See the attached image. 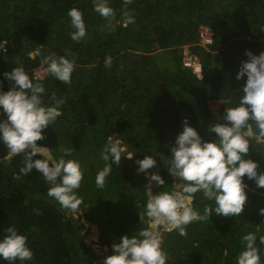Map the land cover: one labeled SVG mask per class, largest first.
<instances>
[{"label": "trees", "instance_id": "1", "mask_svg": "<svg viewBox=\"0 0 264 264\" xmlns=\"http://www.w3.org/2000/svg\"><path fill=\"white\" fill-rule=\"evenodd\" d=\"M111 6L116 17L109 24L93 11L92 0H0V42H6L0 74L23 65L34 82L44 84L46 101L52 93L64 97L63 114L37 143L55 148L57 156L61 148L72 146V158L84 170L77 190L82 204L75 211L63 208L47 195L49 186L35 169L16 179L24 156L9 157L0 144V235L14 225L27 237L33 258L26 264H100L83 236L77 211L90 227L97 226L106 256L121 235L144 227L138 214L148 180L137 172L135 161L144 154L155 156L157 164L147 171L159 172L171 187L173 178L166 172L169 146L184 119L202 138L213 139L209 124L222 122L224 111L242 94L246 76L237 80L236 72L248 59L247 50L256 55L264 51V0H132L127 6L123 0H111ZM73 7L84 12L86 36L80 41L69 35L75 31L67 15ZM124 10L135 16L127 27L118 23ZM201 25L212 31L206 48L198 44ZM184 46L197 57L201 78L183 63ZM37 47L41 55L29 58V50ZM53 53L76 61L70 84L49 73L34 76L36 68H46L41 61ZM109 55L112 66L106 68ZM11 86L12 81L0 75L1 91ZM210 93L226 95L215 117L205 105ZM109 135H118L135 153L113 165L105 186L98 188L95 175L104 165L100 152ZM250 143L248 156L264 169V143L254 136ZM246 183L247 201L240 216L213 212L207 220L187 225L184 236L163 234L166 264H235L242 232L264 226L258 211L264 208V188ZM152 190L158 191L154 185ZM193 204L202 212L213 201L197 193Z\"/></svg>", "mask_w": 264, "mask_h": 264}, {"label": "clouds", "instance_id": "2", "mask_svg": "<svg viewBox=\"0 0 264 264\" xmlns=\"http://www.w3.org/2000/svg\"><path fill=\"white\" fill-rule=\"evenodd\" d=\"M123 3L127 6L132 0H123ZM92 5L93 11L109 24L115 19L116 11L111 6V0H92ZM67 15L75 29L69 33L70 37L80 41L86 36L84 12L73 7ZM118 23L127 27L135 23V16L131 11L124 10ZM5 44V41L0 42V52L6 51ZM246 53L248 59L241 62L236 72L237 80L246 76L240 89L242 94L234 106L224 111L222 122L209 124L208 131L214 134V138L205 140L187 118L184 119L182 131L169 146L171 159L166 172L173 178L171 187L159 172L147 171L157 164L155 156L144 154L142 159L135 161L137 172L145 173L148 180L144 207L138 214L139 223L145 226L130 235H121L119 242L111 245V254L104 257L103 264H166L169 256L162 246L164 233L175 231L184 236L187 225L205 221L213 212L224 217L240 216L247 201L246 180L254 181L257 188H264V169L248 156L253 136L257 143H264V51L258 55L248 50ZM39 55L40 47L28 52L31 59ZM41 63L46 64L43 71L64 84L71 83L76 66L74 59L53 53ZM104 65L106 68L112 66L110 55L105 57ZM0 75L12 81L8 90L0 91V113H3L0 117V144L8 149L9 157L24 156L16 179L35 169L49 186V197L63 208L77 210L82 204L77 190L81 186L84 170L81 162L72 158L74 148H61V155L57 156L55 148L37 143L44 139V130L54 125L63 114L64 97L52 93L46 101L44 84L34 82L35 78L23 65ZM134 153L118 135H109L100 152L104 165L95 175L96 186L103 188L112 166L121 165L122 157L132 159ZM37 156L39 158L34 159ZM153 185L158 191H152ZM197 193L202 194L203 199L213 201V205L205 204L203 211H199L193 204ZM258 211L264 220V208ZM262 229L264 226L257 224L254 231L242 232L235 264H264ZM2 231L0 261H7L8 264L30 262L33 251L27 237L14 225Z\"/></svg>", "mask_w": 264, "mask_h": 264}, {"label": "rangeland", "instance_id": "3", "mask_svg": "<svg viewBox=\"0 0 264 264\" xmlns=\"http://www.w3.org/2000/svg\"><path fill=\"white\" fill-rule=\"evenodd\" d=\"M263 29H264V26H263ZM44 68H45L44 66L41 68H36L34 72V76L37 78H42L46 74H48L47 72L43 71ZM212 93H210V95L207 96L206 98L207 101L205 105L208 107V109H210L211 115L215 117L216 116L215 111H217L219 104L222 103V101H224L226 95L224 93H221V94L217 93L216 95ZM181 128H183V125L181 126ZM75 216L79 218L78 223L80 225V229L83 233V236L86 242L89 244L91 248V252L95 254V259L97 258L98 262L100 264H103V259L106 256L107 248L106 246H100V243L98 241L97 226L91 224L92 226L90 227L89 223L85 220V218L78 211L75 213Z\"/></svg>", "mask_w": 264, "mask_h": 264}, {"label": "built area", "instance_id": "4", "mask_svg": "<svg viewBox=\"0 0 264 264\" xmlns=\"http://www.w3.org/2000/svg\"><path fill=\"white\" fill-rule=\"evenodd\" d=\"M212 39V31L206 25H201L199 27V36H198V44L206 47L208 43L211 42ZM183 63L193 69V71L197 74L199 78H201V65L198 59L191 55L186 47L183 49Z\"/></svg>", "mask_w": 264, "mask_h": 264}, {"label": "water", "instance_id": "5", "mask_svg": "<svg viewBox=\"0 0 264 264\" xmlns=\"http://www.w3.org/2000/svg\"><path fill=\"white\" fill-rule=\"evenodd\" d=\"M2 41H4V40H2ZM2 41H1V42H2ZM0 91H1V89H0Z\"/></svg>", "mask_w": 264, "mask_h": 264}, {"label": "bare ground", "instance_id": "6", "mask_svg": "<svg viewBox=\"0 0 264 264\" xmlns=\"http://www.w3.org/2000/svg\"><path fill=\"white\" fill-rule=\"evenodd\" d=\"M92 239V238H91Z\"/></svg>", "mask_w": 264, "mask_h": 264}]
</instances>
